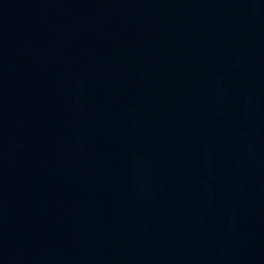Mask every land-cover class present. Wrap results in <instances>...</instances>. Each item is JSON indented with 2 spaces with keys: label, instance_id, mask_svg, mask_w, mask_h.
Masks as SVG:
<instances>
[{
  "label": "water",
  "instance_id": "water-1",
  "mask_svg": "<svg viewBox=\"0 0 264 264\" xmlns=\"http://www.w3.org/2000/svg\"><path fill=\"white\" fill-rule=\"evenodd\" d=\"M0 264H264V0H0Z\"/></svg>",
  "mask_w": 264,
  "mask_h": 264
}]
</instances>
